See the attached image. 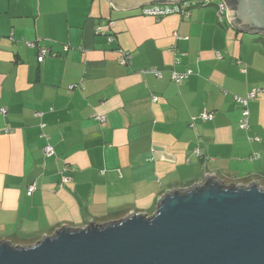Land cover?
Returning a JSON list of instances; mask_svg holds the SVG:
<instances>
[{
    "label": "crops",
    "instance_id": "1",
    "mask_svg": "<svg viewBox=\"0 0 264 264\" xmlns=\"http://www.w3.org/2000/svg\"><path fill=\"white\" fill-rule=\"evenodd\" d=\"M255 88L264 36L213 5L155 19L107 0H0V241L150 216L206 176L264 188V97L247 130L233 99Z\"/></svg>",
    "mask_w": 264,
    "mask_h": 264
},
{
    "label": "water",
    "instance_id": "2",
    "mask_svg": "<svg viewBox=\"0 0 264 264\" xmlns=\"http://www.w3.org/2000/svg\"><path fill=\"white\" fill-rule=\"evenodd\" d=\"M115 10L187 0H107ZM229 23L264 36V0H225ZM0 264H264V188L214 176L165 192L155 212L62 226L31 246L0 241Z\"/></svg>",
    "mask_w": 264,
    "mask_h": 264
},
{
    "label": "built area",
    "instance_id": "3",
    "mask_svg": "<svg viewBox=\"0 0 264 264\" xmlns=\"http://www.w3.org/2000/svg\"><path fill=\"white\" fill-rule=\"evenodd\" d=\"M211 5L215 6L219 18H221L222 16L227 17L229 12V7L225 0H187L176 4H153L140 8V12L142 15L150 16L155 19H160L162 17L169 15L188 16L192 8H205ZM100 32H101L100 28H97L96 33H100ZM29 45L31 46L32 44ZM47 54H48V50L41 49L37 56V61L42 62L43 59L47 56ZM129 59H130V54L126 51L120 50L119 62L122 65H124L128 63ZM151 71L156 77L161 76L160 72L156 70H151ZM190 73H191L190 70H187L185 73L182 74L171 72V79L175 83H179L182 80H184ZM259 97H264V89L255 88L250 90L244 98L236 97V96L233 98L236 103L242 106L241 118L239 120V128L241 130H247L249 127L248 124L249 110L247 107L248 102L252 100H257ZM152 100L156 101L157 98L153 97ZM211 117H212L211 114L202 115L203 120H209L211 119ZM98 120L102 122L104 118L99 117ZM43 154L45 157L52 156L53 155L52 147L50 145H46L43 148ZM64 182H66V180H64ZM34 189L35 187L33 185L29 186L27 188V195L30 196L34 191Z\"/></svg>",
    "mask_w": 264,
    "mask_h": 264
}]
</instances>
